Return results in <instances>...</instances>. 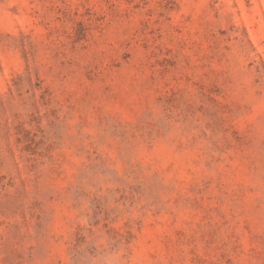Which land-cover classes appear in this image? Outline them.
Wrapping results in <instances>:
<instances>
[{"label":"rangeland","instance_id":"obj_1","mask_svg":"<svg viewBox=\"0 0 264 264\" xmlns=\"http://www.w3.org/2000/svg\"><path fill=\"white\" fill-rule=\"evenodd\" d=\"M0 264H264V0H0Z\"/></svg>","mask_w":264,"mask_h":264}]
</instances>
